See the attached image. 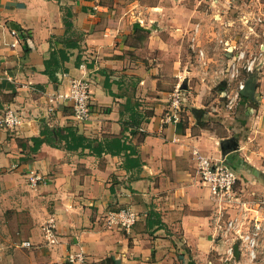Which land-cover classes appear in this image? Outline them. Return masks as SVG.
Returning <instances> with one entry per match:
<instances>
[{
  "label": "crops",
  "instance_id": "crops-1",
  "mask_svg": "<svg viewBox=\"0 0 264 264\" xmlns=\"http://www.w3.org/2000/svg\"><path fill=\"white\" fill-rule=\"evenodd\" d=\"M209 16L198 0H0V116L13 107L22 119L13 129L0 126V264H228L218 255L227 246L215 230L217 204L198 182L194 150L225 158L240 176L252 166L246 145L229 135L228 116L219 120L222 133L210 128L220 112L198 103L179 122H162L193 72L184 45L194 35L201 42ZM10 28L22 32L16 45ZM48 62L52 71L60 65L54 77ZM83 72L92 81L86 121L70 100L56 99ZM181 91L186 99L187 86ZM134 114L141 120L135 134L128 128ZM65 127L84 145L69 149L55 133ZM123 136L138 150L134 161L109 149ZM36 137L46 139L35 148ZM31 171L43 177L36 187ZM123 207L138 212L137 222L108 226L106 214ZM50 220L59 239L53 246L43 231ZM80 251L83 262L68 259ZM235 257L244 260L239 247Z\"/></svg>",
  "mask_w": 264,
  "mask_h": 264
},
{
  "label": "rangeland",
  "instance_id": "rangeland-1",
  "mask_svg": "<svg viewBox=\"0 0 264 264\" xmlns=\"http://www.w3.org/2000/svg\"><path fill=\"white\" fill-rule=\"evenodd\" d=\"M198 2L199 7L213 20L211 26L207 25V33L199 44L198 41L193 42L191 39L194 46L191 43L190 47V42L184 45L185 58L189 61L190 68L193 67V72L179 87L181 90L185 85L190 91L186 99H182V111L198 103L205 111L220 112L217 114L221 117L213 116L209 121V127L218 133H222L224 128V124L219 120L222 121L228 116L229 135L237 136L241 144L246 145L243 158L245 162L251 163V170L239 171L241 179L235 188L238 197L247 201L248 207L243 210L250 217L258 219L262 231L259 236V246L255 250L257 256L252 258L248 249L243 247L240 248V252L244 260L235 261L236 257L233 255L229 264H264V54L258 60L260 64L255 71L248 72L243 66L240 71L239 78L246 81L245 89L248 87L253 89L251 98L247 100L243 96L247 95L243 94V90L236 109L228 108L226 102L231 90L237 84V80L230 85L227 84L231 61L226 52L227 34L233 36V43L246 49L247 58L264 51V0H233L230 6L226 4V0H198ZM228 6L230 8H226ZM195 31H199L198 26L195 27ZM194 37L197 39L196 35ZM198 49L204 50L203 56L199 54ZM220 84H225L224 88L219 87ZM213 106L218 107L217 111ZM243 125L246 128L240 134L237 130ZM239 206L243 205L239 204ZM231 208L230 212L237 211L235 206ZM1 216L3 215H0V218ZM3 226L0 220V231L3 230ZM2 241L0 237V242ZM218 255L223 259L227 256L224 250Z\"/></svg>",
  "mask_w": 264,
  "mask_h": 264
},
{
  "label": "built area",
  "instance_id": "built-area-1",
  "mask_svg": "<svg viewBox=\"0 0 264 264\" xmlns=\"http://www.w3.org/2000/svg\"><path fill=\"white\" fill-rule=\"evenodd\" d=\"M219 1V0H216ZM233 0H226L227 5H231ZM5 25L0 23V42L3 36ZM10 33L14 36L15 40L12 45H16L22 32L17 28H10ZM192 37V41H195ZM195 44L192 43V46ZM199 50V49H198ZM226 52L230 53V64L227 84H232L237 80L235 88L231 90L228 95L227 107L236 109L242 91L246 88V81L239 78L242 66L248 72H253L259 67L260 61L258 60L264 54L261 51L259 54L250 55L246 57V49L236 43H227ZM199 54L203 56L204 50H199ZM206 63V62H205ZM81 69L86 71V64L81 63ZM1 80V75H0ZM92 94V81L86 72L81 76L72 78L67 92H59L56 99H67L72 102L74 107V115L77 119L86 121L91 117L92 111L90 107V100ZM180 88L175 91L171 99V107L164 114L162 118L163 123H177L181 120L182 114V99ZM52 98L50 101H53ZM54 109V108H51ZM21 115L13 107L7 110L0 116V126L13 129L21 123ZM196 157V174L198 182L209 188L212 198L217 204V211L215 215V230L218 235L227 244L226 258L224 261L229 264L232 256H235L236 247H246L252 258H255V250L259 246V236L261 235L262 226L258 223V219L250 217L246 211L247 201H243L236 193V185L240 179L238 171L226 163L225 158H218L203 154L199 149L194 150ZM43 177L37 172L31 171L28 175V183L31 187H36ZM1 191V187H0ZM239 204L243 206H239ZM236 207L237 211L230 212V207ZM238 206V207H237ZM232 209V208H231ZM139 214L132 207H123L117 210H111L106 214L105 223L108 226H115L124 229L131 228L138 220ZM56 225L54 220L43 225L44 236L49 245L53 246L58 243V236L56 232ZM24 245L31 246L30 240L24 241ZM68 259L71 262H83L85 255L83 252H71ZM236 261V260H235Z\"/></svg>",
  "mask_w": 264,
  "mask_h": 264
},
{
  "label": "trees",
  "instance_id": "trees-1",
  "mask_svg": "<svg viewBox=\"0 0 264 264\" xmlns=\"http://www.w3.org/2000/svg\"><path fill=\"white\" fill-rule=\"evenodd\" d=\"M64 22H66L67 26L71 25L70 19H68V17H64ZM47 65H49V73L52 77H54L56 75V71L60 68V65L58 63H56V70L52 71V66L51 62H48ZM244 97H247V95H243ZM137 116L134 114L131 119L134 123H131L129 125L128 128L131 129V132L133 134H135L137 132V130L140 128L141 126V120L138 122L136 120ZM66 129L63 128V130H66L65 133L61 132V129H56L55 133L57 135H59L61 138H65L67 141V147H69V149H75L79 146L84 145V141L86 140V138L83 135H80L76 130H74L71 127H65ZM53 130H51L49 127L46 126V128L43 130L42 134L46 135V138H48V136H50V134H52ZM46 138H41V137H36L34 138V142H35V148L38 147L42 142L45 141ZM124 138V140H123ZM110 150H112V152H116V153H122L124 152L127 159L130 161H134L136 160L135 158H131L133 155H136L138 153L137 148H135L133 145H131L130 143L127 142V140H125V136L123 137H117L114 140L110 141ZM130 151V152H129ZM139 162V160L137 161ZM140 164V163H139Z\"/></svg>",
  "mask_w": 264,
  "mask_h": 264
},
{
  "label": "water",
  "instance_id": "water-1",
  "mask_svg": "<svg viewBox=\"0 0 264 264\" xmlns=\"http://www.w3.org/2000/svg\"><path fill=\"white\" fill-rule=\"evenodd\" d=\"M252 92H253V89L250 88V87H248L247 89H245V90L243 91V94H247V95H249V96H252Z\"/></svg>",
  "mask_w": 264,
  "mask_h": 264
}]
</instances>
